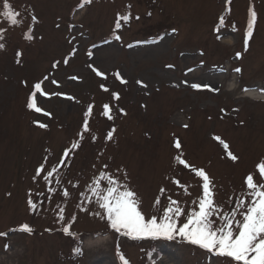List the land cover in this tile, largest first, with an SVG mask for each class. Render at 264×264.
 Returning a JSON list of instances; mask_svg holds the SVG:
<instances>
[{
  "label": "rangeland",
  "instance_id": "374dc122",
  "mask_svg": "<svg viewBox=\"0 0 264 264\" xmlns=\"http://www.w3.org/2000/svg\"><path fill=\"white\" fill-rule=\"evenodd\" d=\"M8 2L21 23L0 15V233H6L0 264H121L117 249L130 264H233L180 238L133 240L116 233L88 186L101 171L109 173L137 193L147 218L160 216L169 197L185 213L198 210L202 178L193 167L211 178L215 203L225 212L245 191L249 173L264 183L257 169L264 161V98L247 94L252 89L264 96V0H92L84 7V0ZM250 8L257 20L246 46ZM129 11L130 21L115 29L117 13ZM37 82L40 112L27 107ZM86 113L90 131L83 127ZM74 142L79 147L72 149ZM66 149H72L67 158ZM62 159L60 183L56 173L49 183L44 176ZM41 165L45 171L36 176ZM30 192L35 211L27 203ZM73 216L75 237L62 231ZM22 224L34 231H16Z\"/></svg>",
  "mask_w": 264,
  "mask_h": 264
},
{
  "label": "snow or ice",
  "instance_id": "6c2138e0",
  "mask_svg": "<svg viewBox=\"0 0 264 264\" xmlns=\"http://www.w3.org/2000/svg\"><path fill=\"white\" fill-rule=\"evenodd\" d=\"M91 3L92 0H84L81 7ZM127 7L130 9L131 5ZM0 15H3L12 25L21 23V21L17 19L21 14L13 10L8 0H4L3 12L0 13ZM148 15H151V13ZM130 19V11L123 15L117 13L115 29L118 30L122 27L121 21L126 24ZM136 19L138 20L139 17L137 16ZM256 20L257 13L254 9L250 8L248 30L245 40L246 46L248 39L252 37ZM32 21L36 22V17L34 15L32 16ZM220 22H224L223 17L220 18ZM25 38L31 40L33 36L31 33H28L25 35ZM115 38L120 39L118 35H116ZM2 39H4V36L0 34V40ZM4 47L5 45L0 43V49ZM17 55L19 56L21 53H17ZM237 56L239 57L240 53H237ZM189 71H192V69H189ZM234 71L239 73L241 69L236 68ZM97 74L102 75L98 71ZM117 76L120 78L119 73H117ZM44 79L48 78L45 77ZM70 79L75 80L77 77H70ZM121 81L126 83L122 78ZM52 83H56V81L53 80ZM138 83L142 84L143 82L138 81ZM143 86L147 87L146 85ZM101 87L103 88L104 86L102 85ZM191 87L194 89H201L204 87L212 91H217V89H212L209 85L193 84ZM34 88L35 91L31 94L27 107L29 109H35L36 112H40L41 108L36 107V93L41 92V82L35 83ZM105 91H107V89H105ZM43 95L48 94L43 93ZM113 96L119 99L117 93H114ZM108 107V105L104 106L105 114H107ZM88 111H91V106ZM121 111L123 112L122 109ZM45 115L49 114L45 113ZM85 115L86 120L83 127L86 131H90L87 124V113ZM108 118L112 119L111 116ZM39 126L42 128L47 127V125L44 124H40ZM185 127H187V125H185ZM113 132L114 129L109 131L106 139H111ZM79 135L82 139L83 135ZM92 139L94 141L96 137L93 136ZM214 139L220 141L225 149H227L228 145L224 143L220 137H214ZM78 147L79 144L74 142L72 149ZM175 147L178 149L181 147L178 140ZM72 149H66L65 158H67ZM228 156L233 162L238 161V157L231 152H228ZM177 159L179 163L183 164L185 167H191L186 164L183 159ZM63 164L64 159L61 160L60 165L53 166L51 171H48L47 175L44 176V179L51 183L49 178L53 176V173H56V183H60L58 168ZM104 167L107 168V165H104ZM257 169L261 178L264 179V161L257 164ZM44 171V166L41 165L37 169L36 176H40ZM192 171L197 177L202 178V196L198 201V210L185 213L184 209L180 207L179 201L172 200L169 197V204L160 216L153 214L146 218L141 210V201L137 193L132 190L128 184L121 185L109 173L101 171L99 177L94 178L92 184L88 186L89 191L95 196V203L103 210V216H101L100 212H96L94 215L101 216L102 219L106 218L111 229L133 240L151 238L172 241L176 238H180L186 243L204 250L206 253H211L220 258H229L233 261V264H264V183L258 184L254 182L253 174L249 173L245 178V191L236 198L235 207L229 212H225L222 207L215 203L214 185L211 178L203 169H195L193 167ZM35 178L34 176V179ZM102 181H107L106 188L101 187ZM173 183L179 186V181L173 180ZM76 186L77 185H73V187ZM183 187L187 195V186ZM49 191H54V189H49ZM164 191L165 189L162 188L161 193ZM41 195L43 194L41 193ZM62 195L65 198L69 197V193L66 189L63 191ZM83 195L84 193H81V196ZM27 203L31 210H36L37 204L33 202L31 192L29 193ZM89 203H91L90 199ZM159 205L160 198L157 197L153 203L154 213L160 211ZM58 208L59 212L57 213V219L58 221H63L64 208L59 205ZM81 210L87 211V209L83 208ZM181 217H184L183 223L180 222ZM75 219L76 217L73 216L71 222L62 228L65 235L72 237L77 235L70 230L72 223H75ZM15 230L28 234L34 231L28 224H22ZM0 235H6V233H0ZM5 247L7 248L8 246L6 245ZM74 251L80 254L81 250L77 247ZM117 257L121 261V264H130V261L119 249H117Z\"/></svg>",
  "mask_w": 264,
  "mask_h": 264
},
{
  "label": "bare ground",
  "instance_id": "6f19581e",
  "mask_svg": "<svg viewBox=\"0 0 264 264\" xmlns=\"http://www.w3.org/2000/svg\"><path fill=\"white\" fill-rule=\"evenodd\" d=\"M224 41L227 42V43H229V44H231V42H232V38H230V37L227 36L226 38H224ZM233 85H234V84L232 83L231 86L233 87ZM247 94H248V95H251L252 97H253L254 95L264 97L263 94L259 93L258 91L252 90V89H251V90H247ZM169 263H170V264H174L173 261H171V262H169Z\"/></svg>",
  "mask_w": 264,
  "mask_h": 264
}]
</instances>
